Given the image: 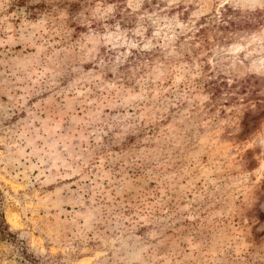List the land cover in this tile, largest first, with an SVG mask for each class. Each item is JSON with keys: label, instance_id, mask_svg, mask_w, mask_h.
<instances>
[{"label": "rangeland", "instance_id": "obj_1", "mask_svg": "<svg viewBox=\"0 0 264 264\" xmlns=\"http://www.w3.org/2000/svg\"><path fill=\"white\" fill-rule=\"evenodd\" d=\"M0 213V264H264V0H0Z\"/></svg>", "mask_w": 264, "mask_h": 264}, {"label": "trees", "instance_id": "obj_2", "mask_svg": "<svg viewBox=\"0 0 264 264\" xmlns=\"http://www.w3.org/2000/svg\"><path fill=\"white\" fill-rule=\"evenodd\" d=\"M0 234L4 239L7 235H14L13 233L9 232L7 224L4 222L2 214L0 213ZM23 257L29 258L30 261H33V258L29 253L26 252L25 249L22 250ZM32 257V259H30ZM35 264V263H34Z\"/></svg>", "mask_w": 264, "mask_h": 264}, {"label": "bare ground", "instance_id": "obj_3", "mask_svg": "<svg viewBox=\"0 0 264 264\" xmlns=\"http://www.w3.org/2000/svg\"><path fill=\"white\" fill-rule=\"evenodd\" d=\"M9 219H11V218H9ZM12 221H13V219H12ZM11 220H10V222H12ZM14 222V221H13Z\"/></svg>", "mask_w": 264, "mask_h": 264}]
</instances>
